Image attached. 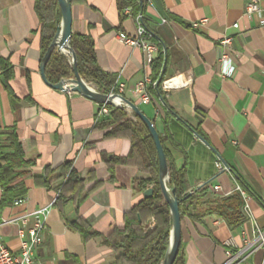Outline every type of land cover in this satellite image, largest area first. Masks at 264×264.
Segmentation results:
<instances>
[{
    "label": "crops",
    "instance_id": "1",
    "mask_svg": "<svg viewBox=\"0 0 264 264\" xmlns=\"http://www.w3.org/2000/svg\"><path fill=\"white\" fill-rule=\"evenodd\" d=\"M245 3L128 0L129 15L125 7L119 10L118 0L72 4V34L90 37L100 68L114 83H123L120 95L152 120L167 163L184 172L186 192L194 196L181 216L184 264H224L226 249H243L244 239L252 241V223L244 215L240 224L229 226L208 212L237 185L251 197L253 223L264 228V0H259L258 15L246 14ZM140 14L157 45L150 66L144 65L141 49L119 40L120 34L136 35L135 17ZM201 19L207 22L193 28ZM38 25L34 0H0V59L13 69L9 89L0 79V133L14 128L32 162L20 170L25 202L5 206L0 213V238L17 254L19 225L10 220L48 207L33 264H116L118 252L106 237L123 226L125 213L143 198L137 180L146 175L131 163L111 166L105 161L103 157H125L130 141L106 138L105 129L94 128L107 116H96L97 103L44 83ZM224 37H231L229 47L220 44ZM225 53L229 60L222 61ZM230 67L232 76L220 78ZM144 75L151 81L148 88L160 83L147 104L139 103L133 92ZM217 156L230 173H217ZM65 163L83 189L76 198L55 204L63 180L56 179L54 169ZM32 224L29 216L26 227ZM87 230L94 234L85 237ZM237 264H264V251L252 250Z\"/></svg>",
    "mask_w": 264,
    "mask_h": 264
},
{
    "label": "trees",
    "instance_id": "2",
    "mask_svg": "<svg viewBox=\"0 0 264 264\" xmlns=\"http://www.w3.org/2000/svg\"><path fill=\"white\" fill-rule=\"evenodd\" d=\"M69 1L72 6L78 0ZM127 4L128 0H118L119 10L121 11ZM34 11L39 22V46L43 55L56 31L60 11L56 0H34ZM70 46L75 53L77 71L82 79L92 83L101 93H116L114 77L98 65L90 37L72 34ZM0 67V79L4 87L9 89L8 81L13 75L12 66L7 60L0 59ZM44 72L51 83H57L73 75L68 57L56 49L49 57ZM159 86L160 83H156L148 88L150 100L153 91ZM106 106L110 108L109 114L98 119L94 128L105 129L106 138H127L130 141V149L125 157L103 158L111 166L117 163H131L136 166L139 173L146 175L145 178L137 180V188L144 191L152 187L153 194L148 198H142L125 213L123 226L114 228L105 242L118 252L116 264H161L168 246L171 217L158 184V161L152 137L144 123L133 115L132 118L123 107ZM4 130L3 134L0 133V213L5 206L12 204L14 198L24 197V174L20 170L32 164L25 156L27 146L18 137L15 129ZM159 140L163 144L160 135ZM164 153L166 155L165 149ZM167 165L169 173L167 184L175 189L181 217L186 205L192 202L194 196L192 194L187 196L183 170L174 168L169 162ZM55 171L58 172L56 179L63 180L58 188L55 204H64L80 194L83 189L82 181L75 170L70 168V163L60 165L54 169ZM242 205L241 196L234 192L216 201L208 212L217 214L229 226H235L244 218ZM74 227L83 232L80 224H75ZM93 234L91 230H87L85 237ZM172 264H184L179 250Z\"/></svg>",
    "mask_w": 264,
    "mask_h": 264
},
{
    "label": "built area",
    "instance_id": "3",
    "mask_svg": "<svg viewBox=\"0 0 264 264\" xmlns=\"http://www.w3.org/2000/svg\"><path fill=\"white\" fill-rule=\"evenodd\" d=\"M141 4L148 3L149 0H138ZM244 12L248 15L255 14L258 15L260 12L259 0H246ZM124 13L129 15L130 8L125 7ZM136 22V35L131 37L125 34L119 35V40L124 44L131 47H137L141 49L143 53V60L145 66L152 65L157 52V45L152 41L151 34L145 29L142 24V16L137 15L135 17ZM207 19H201L200 21L192 23L193 28H197L200 24H205ZM220 44L223 47H229L231 44V37H224ZM222 61L229 60L228 55L225 53L221 57ZM233 73V67H230L227 71L220 73V78H230ZM151 81L147 75H144L134 86L133 92L137 97L139 103L147 104L150 102V95L148 86ZM91 87L96 90V87L90 83ZM117 92H109V94H121L124 85L123 83H115ZM98 109L96 111V116H105L110 112V108L106 104H97ZM236 144V142L234 141ZM214 167L217 173H230L229 167L223 162V160L217 156L214 161ZM214 190H220L219 185L213 186ZM235 192L239 193L242 198V213L246 219L252 223V241L248 242L244 239L245 247L239 250L226 249V261L224 264H237L242 263L248 257L250 251L255 249H260L264 251V228L258 227L253 223L250 209H249V200L250 195L240 186H236L234 189ZM25 202V197H17L12 201V205L17 206ZM48 214V207H41L35 209L30 214H21L17 217H14L10 220L12 223L19 225L17 230L18 237V252L17 254H12L10 249L3 243L0 238V264H33L34 254L36 249L42 242V231L45 229V222ZM31 216L33 218V224L31 227H26L27 219ZM244 235V232H242ZM251 249V250H250ZM250 250V251H249Z\"/></svg>",
    "mask_w": 264,
    "mask_h": 264
},
{
    "label": "water",
    "instance_id": "4",
    "mask_svg": "<svg viewBox=\"0 0 264 264\" xmlns=\"http://www.w3.org/2000/svg\"><path fill=\"white\" fill-rule=\"evenodd\" d=\"M59 11L60 20L56 26L54 36L43 53L39 63V73L46 85L60 90L62 92H76L83 97L94 101L97 104H106L114 107H124L134 117L138 118L147 127L157 154L158 161V184L164 202L168 205L169 214L171 217V228L169 231V241L165 254L162 258L161 264H172L179 250L181 242V217L179 211V200L175 195V189L168 186V165L164 149L159 140V134L152 122L146 115H144L139 107L132 101L126 99L120 94H105L93 89L90 83L86 82L79 75L76 67V56L70 46V39L72 36V6L69 0H56ZM56 49L61 54L69 59V64L72 70V77L63 78L57 83H51L45 76V65ZM115 100H118L116 103ZM153 194V188L148 187L143 191V198H148ZM190 193L187 194V196Z\"/></svg>",
    "mask_w": 264,
    "mask_h": 264
},
{
    "label": "bare ground",
    "instance_id": "5",
    "mask_svg": "<svg viewBox=\"0 0 264 264\" xmlns=\"http://www.w3.org/2000/svg\"><path fill=\"white\" fill-rule=\"evenodd\" d=\"M116 101V103H118V100H115Z\"/></svg>",
    "mask_w": 264,
    "mask_h": 264
}]
</instances>
